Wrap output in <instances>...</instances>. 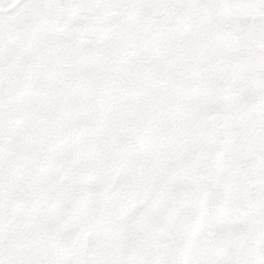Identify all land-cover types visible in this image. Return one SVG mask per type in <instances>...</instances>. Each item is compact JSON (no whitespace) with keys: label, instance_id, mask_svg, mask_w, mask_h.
Listing matches in <instances>:
<instances>
[{"label":"snow or ice","instance_id":"obj_1","mask_svg":"<svg viewBox=\"0 0 264 264\" xmlns=\"http://www.w3.org/2000/svg\"><path fill=\"white\" fill-rule=\"evenodd\" d=\"M0 264H264V0H0Z\"/></svg>","mask_w":264,"mask_h":264}]
</instances>
